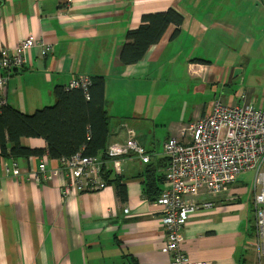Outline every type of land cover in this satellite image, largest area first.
Wrapping results in <instances>:
<instances>
[{"label":"crops","instance_id":"crops-1","mask_svg":"<svg viewBox=\"0 0 264 264\" xmlns=\"http://www.w3.org/2000/svg\"><path fill=\"white\" fill-rule=\"evenodd\" d=\"M168 8L181 13L183 23L170 24L139 62L123 65L119 52L127 31L143 14ZM30 36L51 48L46 55L41 44L26 52V64L8 79L4 103L32 113L53 104L55 88L73 77L103 76L108 145L124 142L128 126L151 159H121L127 190L121 201L112 182L62 197L64 173L35 180L41 161L48 169L60 166L47 154L0 156V264H171L162 251L160 207L145 195L147 171L163 189L164 143L209 114L216 99L259 103L238 86L254 80L249 77L260 68L264 72V0H0V50ZM21 144L47 148L42 138H22ZM15 167L20 174L12 173ZM253 181L247 173L227 192L198 198L213 207L192 214L183 229L182 247L191 260L261 264Z\"/></svg>","mask_w":264,"mask_h":264},{"label":"built area","instance_id":"built-area-1","mask_svg":"<svg viewBox=\"0 0 264 264\" xmlns=\"http://www.w3.org/2000/svg\"><path fill=\"white\" fill-rule=\"evenodd\" d=\"M40 44L46 55L50 45L32 36L0 50V106L8 79L24 67L26 52ZM90 85V76L78 75L66 89L82 88L86 92ZM126 134L124 142L110 143L104 155L77 152L59 159L60 166L52 169L41 161L34 178L40 182L64 173L59 184L62 197L102 190L108 185L104 177L107 171L121 174L123 157L135 155L145 163L151 159L138 142L136 131L127 126ZM163 147L168 165L164 187L154 203L160 207L166 231L162 251L171 255V264H208L193 261L185 253L183 229L192 214L213 207L210 201H199L200 196L227 192L240 176L251 172L255 190L254 246L259 260L264 259V110L250 102L226 103L216 99L209 114L182 128L180 137L169 138ZM6 172L10 173V168L6 167ZM12 173L20 174L19 168L15 167Z\"/></svg>","mask_w":264,"mask_h":264},{"label":"trees","instance_id":"trees-1","mask_svg":"<svg viewBox=\"0 0 264 264\" xmlns=\"http://www.w3.org/2000/svg\"><path fill=\"white\" fill-rule=\"evenodd\" d=\"M183 16L174 8L145 13L138 27L126 33V42L119 52L123 65L139 62L149 48L157 44L168 26H180ZM85 92L82 88L66 89L57 86L55 102L22 112L3 103L0 106V156L18 158L42 157L51 159L71 157L77 152L88 156L104 155L110 136L111 116L106 109L105 82L103 76H93ZM22 138H42L47 148H31L21 144ZM104 174L108 183H115L117 196L127 199L126 185L117 174ZM164 182V181H163ZM152 169H148L144 181L145 195L155 201L162 189Z\"/></svg>","mask_w":264,"mask_h":264},{"label":"rangeland","instance_id":"rangeland-1","mask_svg":"<svg viewBox=\"0 0 264 264\" xmlns=\"http://www.w3.org/2000/svg\"><path fill=\"white\" fill-rule=\"evenodd\" d=\"M263 67V66H262ZM262 68L258 71H255L249 79H252L251 82L245 84L243 87L238 86V90L244 88L246 92L250 93V96L256 97L259 100V103L256 104V107L264 110V72H260ZM234 90V89H233ZM254 172H251V177H253ZM259 261L255 260L251 264H259ZM261 264H264V259H262Z\"/></svg>","mask_w":264,"mask_h":264}]
</instances>
